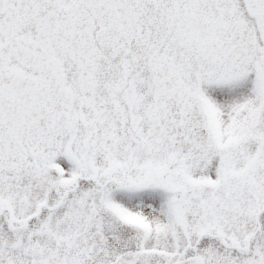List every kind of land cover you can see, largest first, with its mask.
I'll list each match as a JSON object with an SVG mask.
<instances>
[{"label": "snow or ice", "instance_id": "obj_1", "mask_svg": "<svg viewBox=\"0 0 264 264\" xmlns=\"http://www.w3.org/2000/svg\"><path fill=\"white\" fill-rule=\"evenodd\" d=\"M0 264H264V0H0Z\"/></svg>", "mask_w": 264, "mask_h": 264}]
</instances>
